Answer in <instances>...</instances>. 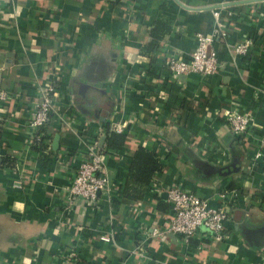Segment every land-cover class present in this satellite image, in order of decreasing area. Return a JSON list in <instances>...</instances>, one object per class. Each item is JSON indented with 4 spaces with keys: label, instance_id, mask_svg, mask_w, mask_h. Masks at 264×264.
<instances>
[{
    "label": "crops",
    "instance_id": "0c3cea01",
    "mask_svg": "<svg viewBox=\"0 0 264 264\" xmlns=\"http://www.w3.org/2000/svg\"><path fill=\"white\" fill-rule=\"evenodd\" d=\"M216 8L227 32L215 41L219 70L171 79L164 60L189 55L196 34L214 29ZM161 18L172 33L142 55ZM246 37L248 54L234 59L231 46ZM52 78L69 122L45 126L53 151L42 152L29 141V119ZM1 89L13 96L0 101V264H61L72 251V264L264 262V159L254 157L264 138V0H0ZM236 110L251 118L242 138L227 123ZM105 123L128 136L120 151L102 149L112 194L76 198L67 209L85 156L78 135H97L101 147ZM138 146L164 168L134 201L123 186ZM170 184L231 205L225 234L201 229L186 243L164 232L171 209L160 199L169 205Z\"/></svg>",
    "mask_w": 264,
    "mask_h": 264
},
{
    "label": "built area",
    "instance_id": "2783aa9c",
    "mask_svg": "<svg viewBox=\"0 0 264 264\" xmlns=\"http://www.w3.org/2000/svg\"><path fill=\"white\" fill-rule=\"evenodd\" d=\"M215 18V27L210 33L198 32L196 34V46L189 55H169L164 60V67L171 79H178L179 75L199 73L210 75L219 70L218 51L215 47L217 39L227 37L225 22L222 20L219 8L212 10ZM251 38H244L241 42L231 46L230 51L234 59L248 54L252 46ZM57 80L50 79L38 89L36 108L29 119L31 133L29 141L37 143L45 134V126L55 117L60 122H69L67 117L58 110L56 106ZM11 94L5 89L0 90V101L9 102ZM19 96V95H17ZM15 95L14 98H17ZM251 118L247 113L233 111L227 117L232 132L238 138L244 137L248 131ZM117 132L123 131L122 125L112 127ZM79 147L84 151V160L79 164L76 173L68 187V199L66 203L69 209L76 198H84L87 202L96 203L100 192L109 196L113 187L110 178L105 172L104 156L98 140L79 134ZM51 144L49 143V146ZM255 160L264 159V138L260 147L254 154ZM165 192L171 206V215L165 223L164 232H172L189 243L190 240L201 229L211 233L215 237H222L225 234L227 223L231 217V205L213 206L210 199L201 196L194 191L183 188L178 184H170ZM227 193H220L224 199ZM161 233V232H157ZM102 240L113 241L114 234L103 235ZM139 251H146L144 246ZM77 253L72 251L67 255L61 264H72ZM254 264H264L258 262Z\"/></svg>",
    "mask_w": 264,
    "mask_h": 264
},
{
    "label": "trees",
    "instance_id": "16d2710c",
    "mask_svg": "<svg viewBox=\"0 0 264 264\" xmlns=\"http://www.w3.org/2000/svg\"><path fill=\"white\" fill-rule=\"evenodd\" d=\"M172 31L173 26L171 21L166 20L165 18L155 21L150 30L151 40L143 45L141 48V54H150V52L159 47L160 41L165 35L172 33ZM104 128L106 138L104 145L100 147L101 150L113 149L120 151L127 144V134L123 131H115L111 128L109 123H105ZM93 137L96 139L98 138L97 135ZM51 138L52 135H48L45 132L44 136L41 137V140L35 143L36 149L42 152H45L46 150L53 151L52 146H49ZM130 159L129 175L123 186V191L129 199L138 201L142 200L145 195L152 190L154 176L161 172L164 166L158 155L144 146L136 147L132 152ZM229 187L232 188L233 184ZM160 207H169L171 209L170 204L166 205L162 199H160Z\"/></svg>",
    "mask_w": 264,
    "mask_h": 264
},
{
    "label": "water",
    "instance_id": "95a60500",
    "mask_svg": "<svg viewBox=\"0 0 264 264\" xmlns=\"http://www.w3.org/2000/svg\"><path fill=\"white\" fill-rule=\"evenodd\" d=\"M179 77L182 78V77H184V75H179ZM85 95H86V92L84 93V97L86 98ZM97 111H99V109ZM101 120H105V118L104 117H101ZM58 138H59V135L58 134L55 135L54 140H53V143H52V145H53L54 148H57L58 147ZM227 138H228V136L226 137V139ZM104 139H105V136H102L101 139H100V144L101 145L103 144ZM163 196H165V197L167 196L166 192L163 193Z\"/></svg>",
    "mask_w": 264,
    "mask_h": 264
}]
</instances>
